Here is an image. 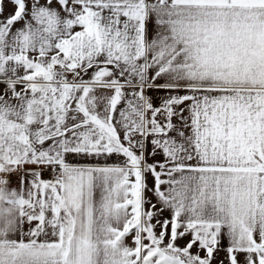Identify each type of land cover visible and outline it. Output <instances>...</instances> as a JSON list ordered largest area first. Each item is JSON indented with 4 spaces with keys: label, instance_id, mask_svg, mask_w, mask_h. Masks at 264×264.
<instances>
[{
    "label": "snow or ice",
    "instance_id": "obj_1",
    "mask_svg": "<svg viewBox=\"0 0 264 264\" xmlns=\"http://www.w3.org/2000/svg\"><path fill=\"white\" fill-rule=\"evenodd\" d=\"M0 264H264V0H0Z\"/></svg>",
    "mask_w": 264,
    "mask_h": 264
}]
</instances>
